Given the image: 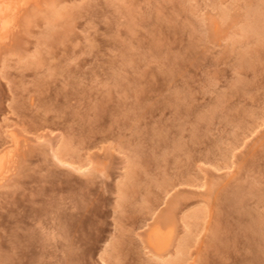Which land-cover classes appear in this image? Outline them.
<instances>
[{"label":"rangeland","instance_id":"obj_1","mask_svg":"<svg viewBox=\"0 0 264 264\" xmlns=\"http://www.w3.org/2000/svg\"><path fill=\"white\" fill-rule=\"evenodd\" d=\"M30 7L0 48V264H264L260 0Z\"/></svg>","mask_w":264,"mask_h":264},{"label":"bare ground","instance_id":"obj_2","mask_svg":"<svg viewBox=\"0 0 264 264\" xmlns=\"http://www.w3.org/2000/svg\"><path fill=\"white\" fill-rule=\"evenodd\" d=\"M260 2L262 3V5H264V0H260ZM39 3L40 0H0V48L6 45V43H8L10 40H12L11 39L12 35L13 33H16L15 31L19 26V22H20L19 20L22 17V15L25 13V10L30 6H34V7L37 6L39 5ZM249 13H250V15L248 14L249 20L244 25L245 29L247 28V29L258 30L263 28V23H262L263 20H261L262 17L259 15V13H257L256 11H251ZM223 18L225 19L226 16L224 15ZM8 136H9L10 146L0 151V184L5 183L4 181H6L13 173L14 170L13 167L15 166L14 164L16 161V154L20 147V139L18 138L17 134L11 131L8 133ZM198 218H199V213L197 214L196 212H194L189 216H185L183 218L184 220L182 221L185 227L186 226L189 227L188 221L190 220L194 221L197 220ZM190 225H191V221H190ZM173 235H174V227L172 225L167 224L164 225L163 227V225L161 226L159 224H154L153 226L147 229L144 238L147 246L154 252L155 256H158L159 254L164 253L168 250L173 240ZM187 239L188 238H186V240ZM184 247H186V245L184 246V240H182L178 244L177 248L183 251ZM181 251L179 252L177 251L178 254H181L180 253ZM173 261L169 262L168 264H179L177 262L178 258L176 259V262Z\"/></svg>","mask_w":264,"mask_h":264}]
</instances>
